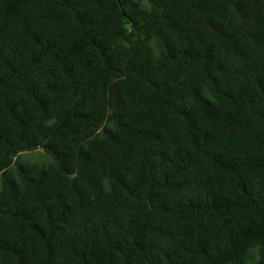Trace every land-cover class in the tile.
Masks as SVG:
<instances>
[{
	"label": "trees",
	"instance_id": "trees-1",
	"mask_svg": "<svg viewBox=\"0 0 264 264\" xmlns=\"http://www.w3.org/2000/svg\"><path fill=\"white\" fill-rule=\"evenodd\" d=\"M146 1L0 0V264H264V0Z\"/></svg>",
	"mask_w": 264,
	"mask_h": 264
},
{
	"label": "rangeland",
	"instance_id": "rangeland-1",
	"mask_svg": "<svg viewBox=\"0 0 264 264\" xmlns=\"http://www.w3.org/2000/svg\"><path fill=\"white\" fill-rule=\"evenodd\" d=\"M137 1L143 7L148 6V3L146 0H137ZM20 158L22 160H25L31 163H36V164H43V163H47L48 161H50V157L44 152L42 148L36 149L31 152L22 153ZM251 253H253V251H251ZM255 261H256V253H255V257L254 256L252 258L250 257L244 264H256Z\"/></svg>",
	"mask_w": 264,
	"mask_h": 264
}]
</instances>
